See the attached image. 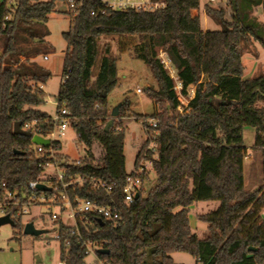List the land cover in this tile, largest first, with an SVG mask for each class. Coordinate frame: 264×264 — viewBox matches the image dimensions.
Returning <instances> with one entry per match:
<instances>
[{"label":"trees","instance_id":"16d2710c","mask_svg":"<svg viewBox=\"0 0 264 264\" xmlns=\"http://www.w3.org/2000/svg\"><path fill=\"white\" fill-rule=\"evenodd\" d=\"M59 1L64 0L0 2L1 199L13 192L24 202L29 183L42 180L47 164L56 162L67 170V180L82 175L116 183L111 194L77 185L67 189L59 185L58 190L45 192L48 196L64 192L72 201L118 204V225L98 219L92 227L80 223L86 240L107 242L110 253L99 255L108 264H178L172 257L175 252L191 254L197 264H264V182L252 191L245 187L243 137L245 127H254V147L264 157V74L244 78L242 52L243 44L252 38L264 45V27L254 15L263 0H229L230 11L207 5L208 16L221 28L206 31L194 13L201 0H154L165 6L142 12L104 7L103 0H77L76 8L68 4L64 13L71 17V26L63 33L68 46L64 77L68 78L57 102L58 110L63 105L70 110V127L84 150L74 161L62 153L60 141L40 152L31 138L14 133L16 122L34 119L45 133L53 129L52 116L40 109L46 102L43 86L52 74L35 58L50 53L36 45L47 42V23L52 13L60 12ZM102 37L119 38L120 52L144 61L158 83L157 89L146 88L158 107L151 116L160 121L157 147L147 149L148 136L135 161L138 166L143 158L152 160L156 183L147 195L143 188L130 204L124 203L123 194L129 173L126 125L115 121L105 130L112 119L109 95L120 77L110 45L101 50ZM132 40L138 42L131 44ZM160 52L176 69L183 94L188 95L190 86L196 88L184 114H178L175 80ZM126 109L127 100L122 116ZM96 146L101 150L98 155ZM149 173L144 174V182ZM216 200L221 203L216 210L197 215L208 225V236L202 239L191 227L190 210L196 202ZM3 209L15 221L14 227L24 228L18 215L22 204ZM55 225L70 240L69 247L60 242L61 261L87 264L82 240L61 221Z\"/></svg>","mask_w":264,"mask_h":264},{"label":"rangeland","instance_id":"374dc122","mask_svg":"<svg viewBox=\"0 0 264 264\" xmlns=\"http://www.w3.org/2000/svg\"><path fill=\"white\" fill-rule=\"evenodd\" d=\"M4 1V0H0ZM8 5L14 4L17 0H7ZM202 5L208 3L214 7H224L228 11L229 0H216L210 3V0H201ZM68 0L59 1L58 9L60 12H54L50 15L47 23V29L50 34L46 38L47 42L38 43L36 46L41 51L50 52L48 59L45 60L42 55L36 62L51 72V77L43 86L46 93L45 104L40 107L42 111L51 116H55L58 110V94L62 82L64 81V60L67 51V43L64 40L63 33L68 31L71 26V17L64 13L68 9ZM12 8V7H11ZM258 13V19L264 26V0ZM203 28L211 30L220 29L221 26L214 20L206 22L204 15L201 17ZM119 38L102 37L101 50L104 52L105 46L110 45L112 54L118 58L119 83L109 95V107L112 113L113 109L122 103L121 108L128 101V109L123 116L121 108L115 121H123L126 125L125 139V157L126 168L131 172L135 168L136 157L140 148L148 138L144 119L146 116L155 114L158 108L155 101L146 93V88H158V83L153 76L149 66L142 60L135 58L132 53H121L119 50ZM138 40H132L131 44ZM53 48H52V47ZM243 63L245 65L244 78H253L264 74V45L255 39H249L242 46ZM162 52H160L161 56ZM164 57L167 58L164 53ZM162 59V58H161ZM173 67V65H172ZM171 75L177 76V71L173 67L168 71ZM142 92L138 93L137 90ZM245 156V187L247 190H255L264 182L263 153L254 147L256 141V129L247 126L243 132ZM58 140L62 145V153L69 156L72 161L80 159L84 155V150L78 147L77 134L72 127H68L65 135ZM98 146L95 147L97 155L100 152ZM149 166V180L144 182L145 194L147 195L152 186L156 183V174L153 167ZM48 172H56L50 166ZM4 200L0 197V217L5 215L3 209ZM220 201H200L196 202L190 210V224L193 231L200 237L208 236V225L197 218L198 214L209 213L220 206ZM18 214L22 218L24 227L27 223L33 222L37 229H43L46 232L40 236H33L24 233V228L19 229L10 223L0 225V264H62L61 261V243L56 238L57 226L52 220V214H57L67 225H73L74 219L69 217V208L63 210L61 205L54 204H32L24 206ZM264 217V210L262 211ZM174 261L178 264H197L196 258L189 253L175 252L172 254ZM88 263L96 261V256L91 254L87 257ZM201 264V263H198Z\"/></svg>","mask_w":264,"mask_h":264},{"label":"built area","instance_id":"2783aa9c","mask_svg":"<svg viewBox=\"0 0 264 264\" xmlns=\"http://www.w3.org/2000/svg\"><path fill=\"white\" fill-rule=\"evenodd\" d=\"M215 1L216 0H211V2ZM68 2L71 8L77 7V0H68ZM103 4L104 7L112 9H135L140 12L147 10H155L165 6L164 2L154 0H103ZM160 57L162 58V61L167 71L171 72L173 68L171 61L168 58L164 57L163 52ZM45 59H48V57L46 56ZM171 76L175 80V90L179 95L180 105L178 106L177 111L178 114L181 115L190 110V102L193 100L196 94V88L195 86H190L188 89V95H184L182 92L184 85L179 79L178 75ZM67 78L68 77L65 76L64 80H66ZM137 92L141 93L142 90L138 89ZM71 119L72 117L70 110L63 105L60 106L59 110H57V114L55 116H52L51 123L53 125V129L51 131L45 133L43 125H40L38 119H34L33 121L24 123L22 125V128L26 131H30L33 135H39L46 139H49L51 141L52 146L53 142L59 141L58 138L65 135L67 128L70 126ZM159 123V119L154 117H149L144 120L146 131H151L148 134V136L151 137V142L147 149H150L152 151H155L157 147L156 138L160 134V131L158 130ZM34 146L40 152H42L46 148L44 146L36 144H34ZM153 158H157V155L155 154ZM147 163L152 166V160L143 158L139 165L135 166L134 170L128 173L125 180V185L123 187L124 203H132L136 198V195L143 190V176L147 171H149V166L147 165ZM50 166H52L56 172H48V168ZM38 184H44L48 187H51L52 190H58L59 185H61L64 189L75 185L88 186L96 190H104L105 192L111 194L114 190L116 183L109 184L103 180L82 175H71L67 180V170L63 169L59 163L52 162L47 164L46 173L42 180H34L29 183L28 187L22 195L23 198L26 199L23 200L24 202H22V200L18 198V193L8 192V196L6 200H4L5 202L3 204V206L12 204H22V206L24 207L26 205L29 206L32 204L46 203L61 205L63 210H67L69 208V217L74 219L73 225L65 224L55 213H53L51 216L52 220H54L55 223L61 221L65 226L70 227L69 233L72 236H77L79 239L82 240V249L84 250L86 259L91 254H94L96 256V261H94L93 263L87 262V264H108V261L106 259L101 258L98 252L100 249H107V242L95 241L92 239L86 240L80 231V223L92 227L94 226L95 221L98 219L110 222L114 225H118L121 220L120 207L118 206V204L116 202H112L111 204H101L98 201H91L88 199L80 198H77L75 201H72L64 192H60L53 196H48L45 193L46 191H41L38 189ZM39 191L42 193H39ZM20 213L21 212H19V214ZM57 230L58 231L56 238L60 242L63 241L65 247H69V238H63L60 229H58V225ZM62 264H64V262H62Z\"/></svg>","mask_w":264,"mask_h":264},{"label":"water","instance_id":"95a60500","mask_svg":"<svg viewBox=\"0 0 264 264\" xmlns=\"http://www.w3.org/2000/svg\"><path fill=\"white\" fill-rule=\"evenodd\" d=\"M121 106H122V103L113 109V111L111 113L112 119L107 123V125L105 127L106 131H109L113 127V125L115 123V119L119 115ZM22 125H23L22 121L15 123V125H14V133L15 134L23 135V136L31 138L32 142L36 145H41V146H44L46 148L51 147V141L49 139H46V138L39 136V135H33L30 131L24 130L22 128ZM16 153H19V152L16 151ZM38 189L41 191H51L52 190L51 187H48L44 184H38ZM136 198H139V194L136 195ZM5 223H10L13 226L15 225V221L12 219L10 214H5L4 216L0 217V225L5 224ZM45 232L46 231L43 229H37L33 222L27 223L24 227V233L28 234V235L40 236V235L44 234ZM250 250H256V248L250 247ZM98 252L100 254L107 255L110 253V250L109 249H100Z\"/></svg>","mask_w":264,"mask_h":264},{"label":"crops","instance_id":"0c3cea01","mask_svg":"<svg viewBox=\"0 0 264 264\" xmlns=\"http://www.w3.org/2000/svg\"><path fill=\"white\" fill-rule=\"evenodd\" d=\"M210 3H212L211 0H210ZM207 5H209V4L206 3V4L202 5V3H201V7L198 10H196L194 13H195V15H199L200 18L202 17V14H203L204 17H205L206 22L209 23V20H213V19L211 17H209L208 14H207V12H206V6ZM262 5H263V3L261 5H259V6H255V8H254V15L256 17L258 16V13L262 11V9H260L262 7ZM257 19H258V17H257ZM258 22H260L259 19H258ZM204 30L206 31V30H211V29L205 28ZM48 55L42 54V57L45 59V57L46 56L48 57ZM39 57H41V56H39ZM37 59H38V57L35 58V60H37ZM45 60H47V59H45Z\"/></svg>","mask_w":264,"mask_h":264}]
</instances>
